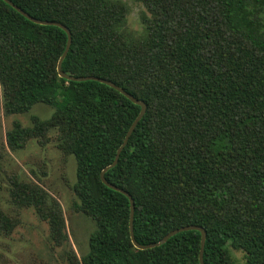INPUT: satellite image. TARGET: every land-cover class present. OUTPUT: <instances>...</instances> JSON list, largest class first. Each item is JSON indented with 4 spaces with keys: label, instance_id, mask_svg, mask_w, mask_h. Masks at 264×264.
Returning a JSON list of instances; mask_svg holds the SVG:
<instances>
[{
    "label": "trees",
    "instance_id": "16d2710c",
    "mask_svg": "<svg viewBox=\"0 0 264 264\" xmlns=\"http://www.w3.org/2000/svg\"><path fill=\"white\" fill-rule=\"evenodd\" d=\"M30 17L64 26L70 44L60 69L113 83L145 105L116 164L103 177L132 199L141 246L200 227L203 264H264V0H135L149 19L145 37L123 31L118 0H8ZM66 42L56 26L34 24L0 0V90L6 114L37 103L51 116L5 132L11 150L46 140L74 159V209L94 223L87 251L66 264H198L199 233L184 231L138 250L129 204L99 172L114 159L139 107L96 81L61 79ZM8 194L32 208L57 245L67 241L57 201L41 186L9 177ZM15 222L0 210V234Z\"/></svg>",
    "mask_w": 264,
    "mask_h": 264
},
{
    "label": "rangeland",
    "instance_id": "374dc122",
    "mask_svg": "<svg viewBox=\"0 0 264 264\" xmlns=\"http://www.w3.org/2000/svg\"><path fill=\"white\" fill-rule=\"evenodd\" d=\"M118 1L126 8L123 31L133 38L143 39L149 14L135 0ZM53 110L54 107L37 103L27 113L6 114L0 90V210L15 222L9 234H0V264H66L68 250L72 249L76 257L87 251V238L94 230V223L74 209L76 200L70 188L75 180L73 157L57 149L54 132L48 133L46 140L29 139L22 148L15 150L9 149L4 140L5 132L14 121L29 128L34 117L45 121ZM12 176L37 183L57 201L64 220L66 242L55 244L50 239L47 223L40 220L32 208L18 207L11 202L7 181ZM227 250L234 264H245L242 251Z\"/></svg>",
    "mask_w": 264,
    "mask_h": 264
},
{
    "label": "water",
    "instance_id": "95a60500",
    "mask_svg": "<svg viewBox=\"0 0 264 264\" xmlns=\"http://www.w3.org/2000/svg\"><path fill=\"white\" fill-rule=\"evenodd\" d=\"M1 1H3L6 5L10 6L14 11H16L19 15H21L23 18H25L29 22L34 23V24H39V25L56 26V27H58L59 29H61L65 33V35H66L65 46H64V49H63V51H62V53H61V55L58 58V61L56 63V73H57V76L59 78L65 79V80L74 81V82H81V81H88V80H90V81H96L98 83L104 84V85H106V86L114 89L115 91H117L118 93H120L123 97H125L128 101H130L132 104H134V105H136V106L139 107V111H138L136 117L133 119V121L129 125V127H128V129H127V131H126V133H125V135H124V137H123L120 145L118 146V148L116 150V153H115V156H114L113 161L108 166H106L105 168H103L99 172V175H98L100 182L105 187H107V188H109L111 190H114V191L119 192L120 194H122L123 196H125L127 198V200H128V204H129L128 234H129V239H130V242H131L132 246L135 249H138V250H144V249L154 248V247H157V246L162 245L163 243H165V241L168 238H170L171 236H173V235H175L177 233L184 232V231H190V230L197 231L199 233V237H200V239H199V251H198V264H203L202 251H203V245H204V240H205V232L200 227H196V226H185V227H181V228H178V229H175V230H172V231L168 232L165 236H163L156 243L149 244V245H146V246L138 245L134 241L133 233H132L133 202H132L131 197L126 192H124L123 190H120V189H118V188L110 185L109 183H107L105 181L104 177H103L104 173L108 169L112 168L116 164L117 159H118V155H119L120 151L125 146V144L127 142V139L131 135L134 127L136 126V124L138 123V121L143 116V114L145 112V105H144V103L141 102V101L136 100L135 98H133L132 96H130L129 94H127L125 91H123L121 88L115 86L113 83H111L109 81H106V80H103V79H99V78H95V77H91V76L73 78V77L64 75L62 73L61 69H60V65H61V62H62L63 58L65 57V55L67 53V50H68V47H69V44H70V34H69L68 30L64 26H62L61 24H59V23L39 21V20L34 19V18L30 17L29 15H27L26 13H24L18 7L14 6L8 0H1Z\"/></svg>",
    "mask_w": 264,
    "mask_h": 264
}]
</instances>
